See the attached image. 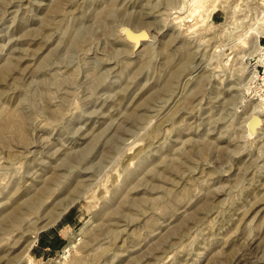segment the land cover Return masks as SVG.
I'll list each match as a JSON object with an SVG mask.
<instances>
[{"label":"rangeland","instance_id":"1","mask_svg":"<svg viewBox=\"0 0 264 264\" xmlns=\"http://www.w3.org/2000/svg\"><path fill=\"white\" fill-rule=\"evenodd\" d=\"M262 91L264 0H0V264H264Z\"/></svg>","mask_w":264,"mask_h":264},{"label":"bare ground","instance_id":"2","mask_svg":"<svg viewBox=\"0 0 264 264\" xmlns=\"http://www.w3.org/2000/svg\"><path fill=\"white\" fill-rule=\"evenodd\" d=\"M255 35H256V42H255V43H256V46H257V45H258V44H257V39H258L259 34H255ZM256 46H255V47H256ZM257 60H258V59H257ZM248 75H249V81H251L252 79L255 78V77H254L255 74H254V72H252V71H251V73L248 72ZM250 75H251V76H250ZM255 96H256V95H255ZM258 96H259V95H258ZM253 98H254V97H253ZM254 99H258V97L254 98ZM257 111H258V110H257Z\"/></svg>","mask_w":264,"mask_h":264},{"label":"built area","instance_id":"3","mask_svg":"<svg viewBox=\"0 0 264 264\" xmlns=\"http://www.w3.org/2000/svg\"><path fill=\"white\" fill-rule=\"evenodd\" d=\"M263 96H264V91H262ZM262 106L264 107V99H262Z\"/></svg>","mask_w":264,"mask_h":264}]
</instances>
